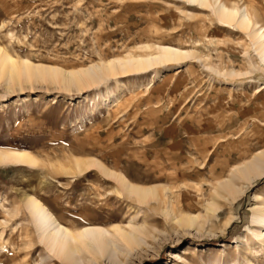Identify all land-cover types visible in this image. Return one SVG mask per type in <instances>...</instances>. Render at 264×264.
I'll return each instance as SVG.
<instances>
[{
  "label": "rangeland",
  "instance_id": "374dc122",
  "mask_svg": "<svg viewBox=\"0 0 264 264\" xmlns=\"http://www.w3.org/2000/svg\"><path fill=\"white\" fill-rule=\"evenodd\" d=\"M222 1L264 9V0ZM157 45L191 56L85 88L20 67L0 74V152L40 159L36 168L0 165V264H66L39 238L30 195L71 230H135L137 241L116 235L112 257L84 251L82 264H264L253 235L264 227L252 224L264 177L239 199L219 189L264 150V73L248 34L187 0H0V46L19 64L79 70ZM89 160L158 197L127 193Z\"/></svg>",
  "mask_w": 264,
  "mask_h": 264
},
{
  "label": "bare ground",
  "instance_id": "6f19581e",
  "mask_svg": "<svg viewBox=\"0 0 264 264\" xmlns=\"http://www.w3.org/2000/svg\"><path fill=\"white\" fill-rule=\"evenodd\" d=\"M187 1L195 4L200 3L203 6L213 9L214 15L216 14L222 22L231 25L234 24V26H237L248 34L252 45L251 48H254L256 56L260 60L259 64L257 60L251 58L252 64L255 70L259 69L264 73V9L261 6L256 7L254 3H248L241 9L236 3L229 6L222 0H215V6L211 4L210 0ZM156 47L159 49V52L155 54L118 57L112 61L91 64L79 70L65 71L57 66L33 64L27 59H23L21 64H19L17 59L12 57L6 48L0 46V74L6 72L10 76H13L16 74L18 67H20L21 73L29 76V78L31 77V79L38 77L52 78L53 81L60 83V85L62 84L65 88L70 85L85 88V86H93L101 83V81L109 77H118L134 72L143 73L150 70L153 66L167 65L169 62H180L191 56V52L171 45H157ZM243 74L236 73L233 70L229 75L232 78L236 75L242 78L245 77ZM86 162L88 167H97L107 177L116 179L127 193L136 195L143 201L154 200L158 197L156 187L152 189L138 185L135 186L123 174L118 175L104 165L94 161L89 160ZM39 163L40 159L27 151L0 152V165L3 166L8 164H23L31 168H36ZM81 163V159H76V167L78 169L82 166ZM262 177H264V150L256 152L250 159L233 169L228 178L219 182V189L225 191L226 194L232 195L234 199L236 197L239 199L238 196L252 185V181L255 178ZM236 181H241L244 187L239 189ZM25 204L36 225L38 236L41 238L48 253L55 258L61 259L66 264H82L84 251L95 254L107 253L112 257L114 255L113 248L118 246L114 241L116 235L125 241L138 240L134 232L135 230L132 229L130 232H126V230L124 231L120 227L113 229L116 235H113L109 229L96 225H88L79 230H71L59 221L56 215L39 198L32 195L27 196ZM262 210H258V212L253 214L252 224L264 227V210ZM195 220V217H189L188 222L194 224ZM254 233L253 235L257 234L259 241L264 243V231Z\"/></svg>",
  "mask_w": 264,
  "mask_h": 264
}]
</instances>
